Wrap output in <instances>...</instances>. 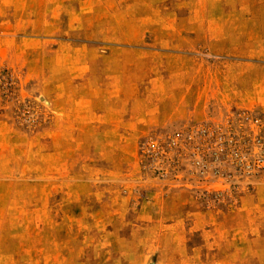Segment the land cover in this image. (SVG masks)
I'll use <instances>...</instances> for the list:
<instances>
[{"label": "rangeland", "instance_id": "1", "mask_svg": "<svg viewBox=\"0 0 264 264\" xmlns=\"http://www.w3.org/2000/svg\"><path fill=\"white\" fill-rule=\"evenodd\" d=\"M239 109L264 0H0V264H264V173L185 148Z\"/></svg>", "mask_w": 264, "mask_h": 264}, {"label": "built area", "instance_id": "2", "mask_svg": "<svg viewBox=\"0 0 264 264\" xmlns=\"http://www.w3.org/2000/svg\"><path fill=\"white\" fill-rule=\"evenodd\" d=\"M185 137L188 151H208L242 176L264 173V118L254 111L239 109L224 123L194 125ZM195 159L201 168L208 167L204 158Z\"/></svg>", "mask_w": 264, "mask_h": 264}]
</instances>
